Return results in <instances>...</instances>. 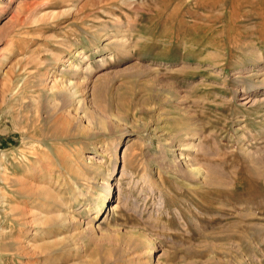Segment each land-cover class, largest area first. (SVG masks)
I'll return each mask as SVG.
<instances>
[{"label":"rangeland","instance_id":"374dc122","mask_svg":"<svg viewBox=\"0 0 264 264\" xmlns=\"http://www.w3.org/2000/svg\"><path fill=\"white\" fill-rule=\"evenodd\" d=\"M0 264H264V0H0Z\"/></svg>","mask_w":264,"mask_h":264},{"label":"bare ground","instance_id":"6f19581e","mask_svg":"<svg viewBox=\"0 0 264 264\" xmlns=\"http://www.w3.org/2000/svg\"><path fill=\"white\" fill-rule=\"evenodd\" d=\"M5 182H6V180H5ZM29 194V193H28ZM24 216V215H23ZM23 248V247H22ZM22 253V252H21ZM20 254V253H19ZM22 256V255H21Z\"/></svg>","mask_w":264,"mask_h":264}]
</instances>
